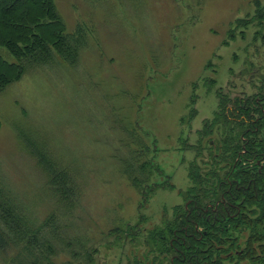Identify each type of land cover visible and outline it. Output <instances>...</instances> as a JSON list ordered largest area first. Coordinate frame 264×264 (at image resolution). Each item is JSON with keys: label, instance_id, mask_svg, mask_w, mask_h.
<instances>
[{"label": "rangeland", "instance_id": "1", "mask_svg": "<svg viewBox=\"0 0 264 264\" xmlns=\"http://www.w3.org/2000/svg\"><path fill=\"white\" fill-rule=\"evenodd\" d=\"M52 1L67 35L64 50L76 61L54 53L0 90L1 195L44 236L59 237L57 252L46 251L53 264H135L149 249L135 234L131 240L115 234L133 227L139 214L145 217L140 238L165 217L173 219L174 207L187 202L189 165L203 169L215 127L227 131L220 123L207 127L213 133L199 142L196 135L214 118L217 92L257 93L264 0ZM0 57L16 62L2 46ZM44 158L68 175L74 204L53 195ZM149 162L163 175H142L139 168ZM126 175L141 188L173 189L158 188L140 210L141 197ZM51 215L54 233L45 224ZM37 258L0 251V264Z\"/></svg>", "mask_w": 264, "mask_h": 264}, {"label": "trees", "instance_id": "2", "mask_svg": "<svg viewBox=\"0 0 264 264\" xmlns=\"http://www.w3.org/2000/svg\"><path fill=\"white\" fill-rule=\"evenodd\" d=\"M262 14L258 13L259 19L263 18ZM59 20L52 0H0V46L16 60L7 63L0 57V90L19 80L27 67L48 63L54 53L71 63L76 61L71 50H64L63 39L67 35H64ZM260 39L264 43V36ZM28 63L31 64L26 66ZM263 70L264 67L257 81V93L252 96L231 98L217 92L218 109L214 118L204 122L196 135L199 142L213 133L207 127L220 123L228 126L227 131L220 134V126L215 127L217 139L208 141V161L204 162L203 169L197 162L189 165L188 179L192 185L183 195L187 206L174 207L173 219L165 217L162 225L145 231L142 238L138 236L142 234L138 231L139 225L145 218L141 214L133 227L115 234L118 240L126 237L131 240L135 234L133 238L142 240V248L149 249L146 260L141 257L135 264H264ZM256 72L258 74V70ZM145 150L149 148L145 147ZM193 150L197 152L196 158L201 157L198 156L202 151L200 143ZM40 164L48 175L47 182L53 195L62 204H74L77 191L68 181V175L57 171L55 164L45 158ZM192 170L197 173L193 174ZM139 172L147 178L155 173L163 175L151 162L141 166ZM128 181L141 197L140 210L158 188L173 189L172 185L160 187L148 183L141 188L139 179L128 178ZM147 186L148 189H144ZM0 220L2 253L10 248L18 253L30 251L38 256L33 264H53L46 251L57 252L59 237H46L41 227L30 225L1 191ZM50 222L54 223L53 215L45 220L47 226ZM49 227L54 233L55 225ZM52 238H55L53 246L49 241ZM25 262L18 261L19 264Z\"/></svg>", "mask_w": 264, "mask_h": 264}, {"label": "water", "instance_id": "3", "mask_svg": "<svg viewBox=\"0 0 264 264\" xmlns=\"http://www.w3.org/2000/svg\"><path fill=\"white\" fill-rule=\"evenodd\" d=\"M185 206H187V204Z\"/></svg>", "mask_w": 264, "mask_h": 264}]
</instances>
